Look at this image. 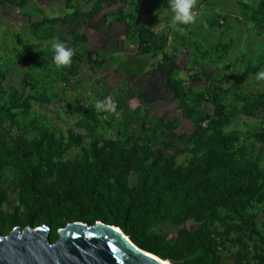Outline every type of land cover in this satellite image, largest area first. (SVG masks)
Instances as JSON below:
<instances>
[{
    "label": "rangeland",
    "instance_id": "374dc122",
    "mask_svg": "<svg viewBox=\"0 0 264 264\" xmlns=\"http://www.w3.org/2000/svg\"><path fill=\"white\" fill-rule=\"evenodd\" d=\"M95 1L70 0L71 8L66 0H28L22 7L0 4V105L10 108L0 114V138L17 140L22 136L30 141L35 138V130L46 128L57 138L65 139L71 130L83 136L80 146L86 147L87 131L79 123L90 124L100 137L109 140H122L124 134L133 131L156 156L174 155L171 179L181 178L189 168L192 144L187 137L170 138L171 130H153L156 119L166 116V97L161 96L156 106L145 101L144 96L155 100L153 88L150 83L137 80L141 71H151L168 60V65L174 64L166 68L172 69L170 78L181 81L189 90L185 102L190 112L206 116L202 125L208 126L213 111L206 99L217 93L231 115L225 132L239 138V146L251 156L260 152L262 145L253 134L264 127V110L246 116L242 106L244 100H256L264 93V81L256 79L264 71V12L258 11L263 0H240L246 6L235 0H198L196 23L176 27L172 25L171 10L164 9L159 0H121L124 9L107 13L102 20L108 25L120 14L136 17L137 26L148 29L147 38L155 37L157 48L144 53L137 49L136 25L130 24L118 47L105 49L90 48L80 41L79 30L87 21L83 17L73 24H46L38 30L28 25V18L58 17L72 9L87 12ZM116 7L118 3L105 5L107 10ZM94 24L95 21L89 24L91 30ZM177 27H184L185 33ZM50 28L61 35L46 36L44 31ZM57 40L75 50L70 67L57 68L53 62L51 45ZM88 51L93 52L91 60L86 58ZM221 77L224 80L218 83ZM165 84L167 93H171L172 85L166 81ZM107 96L121 114L119 118L110 111L97 112L96 101H104ZM178 108L170 114L171 119L180 120L176 132L189 133L193 119L180 105ZM79 152L80 147L75 145L63 153L62 159H72ZM0 182L8 193L3 212L21 208L20 197L26 192L20 174L6 166L0 173ZM244 211L262 226L261 205L251 202ZM220 214L225 216L224 212ZM212 228L223 229L218 222ZM175 229L176 226L165 224L155 230L166 241H172ZM228 238L221 239L219 264H234L237 246ZM253 244L262 248L264 254V235L249 241L250 256Z\"/></svg>",
    "mask_w": 264,
    "mask_h": 264
},
{
    "label": "trees",
    "instance_id": "16d2710c",
    "mask_svg": "<svg viewBox=\"0 0 264 264\" xmlns=\"http://www.w3.org/2000/svg\"><path fill=\"white\" fill-rule=\"evenodd\" d=\"M106 1L118 0H96L87 12L72 9L58 17L28 18V25L38 30L46 24L69 25L81 17L91 19ZM159 1L170 10L169 0ZM27 2L0 0L1 5L20 7ZM69 3L66 0L71 8ZM258 11L264 12V0ZM122 19L128 21V28L136 25L140 53L157 48L155 37L147 38L148 29L137 26L136 17H116ZM44 34L59 37L61 32L50 28ZM92 56L88 51L86 58L91 60ZM167 61L157 68H166ZM171 71L165 74V81L172 85L171 93L184 113L193 119L192 131L178 134L180 120L163 118L156 119L153 130H171L170 138L187 137L192 144L189 168L183 177L171 179L174 155L156 156L133 131L124 134L122 140H109L100 137L90 124L79 123L87 131L86 147L80 146L83 136L71 130L65 139L46 128L35 130V138L30 141L22 136L17 140L0 138V173L6 166L13 167L26 192L20 197L21 208L4 213L2 206L8 193L0 182V233L6 234L14 226L46 225L50 228L49 240L54 242L57 230L68 222L100 221L118 227L138 248L176 264H219L221 239L231 236L228 240L237 246L234 264H264L263 249L253 244L251 256L249 249V241L263 238L264 221L259 227L244 211L251 202L264 209V127L253 134L262 148L251 156L239 146V138L225 132L231 115L220 95L212 93L206 99L213 111L205 127L202 121L206 116L190 112L185 102L189 90L181 81L170 78ZM223 80L221 77L218 83ZM242 107L246 116L264 110V93L256 100H244ZM9 109L0 105V114ZM75 145L80 147L79 154L62 159L63 153ZM216 222L222 225L221 231L212 228ZM165 224L176 226L172 241L155 230Z\"/></svg>",
    "mask_w": 264,
    "mask_h": 264
},
{
    "label": "water",
    "instance_id": "95a60500",
    "mask_svg": "<svg viewBox=\"0 0 264 264\" xmlns=\"http://www.w3.org/2000/svg\"><path fill=\"white\" fill-rule=\"evenodd\" d=\"M46 225L0 233V264H176L133 244L116 226L72 221L49 240Z\"/></svg>",
    "mask_w": 264,
    "mask_h": 264
},
{
    "label": "crops",
    "instance_id": "0c3cea01",
    "mask_svg": "<svg viewBox=\"0 0 264 264\" xmlns=\"http://www.w3.org/2000/svg\"><path fill=\"white\" fill-rule=\"evenodd\" d=\"M121 0H118L113 3H118V7L116 9H105V5L112 1H107L102 4V8L100 12L91 19H86V23L83 27L79 30V39L82 42L87 43L90 45V48H98V49H105L106 47H118L119 44L123 41V38L125 37L128 29V21L126 19L122 20H112L107 25V22L102 20V17L105 14H115L119 12L120 10L124 9V4H120ZM80 19V18H79ZM79 19H77L75 22H77ZM101 20V22H100ZM91 21H95V24L93 25L91 30ZM103 22V24H102ZM76 29V28H75ZM174 64L168 65L169 68L173 67ZM167 66V67H168ZM166 67V68H167ZM160 69V68H153L151 71H141L138 75L137 80H142L144 83H150L152 90L155 94V100H148L145 96V101H150L151 103H154V106L158 104V99H161V96L166 97V103L164 104L166 108V116H162L163 119H171L173 116H171V112L174 110H178L179 103L174 99L172 96V93L168 92L166 90V84H165V74L167 73V69ZM166 93V94H165ZM158 96V98H157ZM157 101V102H155Z\"/></svg>",
    "mask_w": 264,
    "mask_h": 264
},
{
    "label": "clouds",
    "instance_id": "9594fccd",
    "mask_svg": "<svg viewBox=\"0 0 264 264\" xmlns=\"http://www.w3.org/2000/svg\"><path fill=\"white\" fill-rule=\"evenodd\" d=\"M198 0H169V7L172 12V25H193L197 21V13L195 11ZM182 34L185 33L184 27H177ZM53 50V62L57 68L70 67L72 64L75 50L67 46L63 41H55L51 45ZM258 81H264V71L257 74ZM95 108L97 112H112L117 118L120 113L116 111V106L112 102L111 97H107L104 101H96Z\"/></svg>",
    "mask_w": 264,
    "mask_h": 264
},
{
    "label": "built area",
    "instance_id": "2783aa9c",
    "mask_svg": "<svg viewBox=\"0 0 264 264\" xmlns=\"http://www.w3.org/2000/svg\"><path fill=\"white\" fill-rule=\"evenodd\" d=\"M108 97V96H107ZM114 103V102H113Z\"/></svg>",
    "mask_w": 264,
    "mask_h": 264
}]
</instances>
